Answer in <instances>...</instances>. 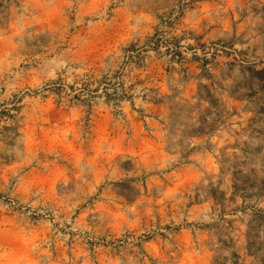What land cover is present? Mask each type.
<instances>
[{"label": "rangeland", "instance_id": "rangeland-1", "mask_svg": "<svg viewBox=\"0 0 264 264\" xmlns=\"http://www.w3.org/2000/svg\"><path fill=\"white\" fill-rule=\"evenodd\" d=\"M263 68L264 0H0V264H264Z\"/></svg>", "mask_w": 264, "mask_h": 264}, {"label": "trees", "instance_id": "trees-1", "mask_svg": "<svg viewBox=\"0 0 264 264\" xmlns=\"http://www.w3.org/2000/svg\"><path fill=\"white\" fill-rule=\"evenodd\" d=\"M149 41H150V45L153 46V48H156L157 45H158V40H153V37H149ZM174 46H176L177 44L174 43L173 44ZM132 50V49H131ZM166 50L167 51H171L170 50V47L169 46H166ZM133 51V50H132ZM172 53H178L180 55V52L179 51H174L172 50ZM259 75H260V78L261 79H264V68L261 69V70H257L256 71ZM85 78L84 80L81 81V79L77 82H81L82 83V86H79V87H76L74 85H70L71 87V90L74 91V89H78L77 91L75 90L74 91V94H72V97L74 98H77V99H80V96L83 95V94H89L91 95V92L94 91V90H97V89H91L90 88V85L93 83V82H96L98 84H102L103 83V92L108 96L110 97V94L107 93L105 90L107 89L109 82L106 81L107 78L104 76L103 77V80L102 79H96L94 77V73L93 71L91 73H86L84 74ZM105 80V81H104ZM114 85V89H113V92H114V96L113 98H117V99H122V98H125V97H128L127 93H126V88L122 85H120V83H116L113 84ZM64 88V83L63 82H58V81H55L54 84L52 86H50V90H52L54 93H56L57 95H60L62 89ZM121 90L120 92H118L117 90ZM151 99H153L154 102H161V99H158V98H155L154 96H151Z\"/></svg>", "mask_w": 264, "mask_h": 264}]
</instances>
